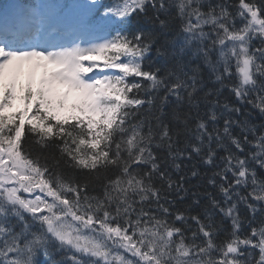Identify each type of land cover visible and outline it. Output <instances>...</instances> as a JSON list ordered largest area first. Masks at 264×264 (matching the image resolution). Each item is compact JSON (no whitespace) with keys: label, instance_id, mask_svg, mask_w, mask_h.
Here are the masks:
<instances>
[{"label":"snow or ice","instance_id":"obj_1","mask_svg":"<svg viewBox=\"0 0 264 264\" xmlns=\"http://www.w3.org/2000/svg\"><path fill=\"white\" fill-rule=\"evenodd\" d=\"M230 7L0 4V264H264V0Z\"/></svg>","mask_w":264,"mask_h":264},{"label":"trees","instance_id":"obj_2","mask_svg":"<svg viewBox=\"0 0 264 264\" xmlns=\"http://www.w3.org/2000/svg\"><path fill=\"white\" fill-rule=\"evenodd\" d=\"M59 1H62V2H64V3H66V2H68V0H59ZM105 2L106 3H112L113 2V0H105ZM213 2H215V0H213ZM228 2H229V4L230 5H232L233 7H230V11H232V12H235L236 10H237V8H238V0H228ZM173 11H175V10H173ZM193 22H195V20H193ZM177 23H179V21H177ZM144 24H145V26L146 27H151V23H150V21H148V20H145L144 21ZM236 25H237V27H239V26H241V20L239 19V18H237V20H236ZM205 31H209L210 29H209V26H205V29H204ZM254 42H255V40L253 41V44H254ZM258 45V44H257ZM147 63V62H146ZM129 79H131V77L129 78ZM224 95L226 96V97H228V99L230 100V101H234L235 100V98L233 97V96H231L229 93H228V90L227 89H225L224 90ZM254 118H255V121L256 122H259V120H260V117H259V115H258V113H254ZM27 137H25V139H26ZM33 147L35 148V145H33ZM46 154L47 155H49V157H50V159H49V163H51V156L53 155V154H55V155H59V153H58V151H57V149H55L54 147L53 148H49L47 151H46ZM193 162H195V161H193ZM61 166L63 167V162H61ZM204 169L202 168V171H203ZM209 174H211L210 172H209ZM77 175H79V173H77ZM261 175H264V173H262ZM206 187H208V191H213V189L210 187V186H206ZM250 190V189H249ZM242 192L244 191L243 189L241 190ZM93 194H100V195H102V189L99 187V186H97L96 188H95V191L93 192ZM189 203V200L188 199H185V201H183V202H177V207H180V208H183L185 205H187ZM189 225L191 226V230L192 231H195L196 230V225L194 224V222H192V221H190L189 220ZM228 221L227 220H225L224 221V224L227 226L228 225ZM245 231H250V229H248L247 228V225H245ZM185 235L189 238V240H190V238H191V231H188V232H186L185 233ZM199 242V241H198Z\"/></svg>","mask_w":264,"mask_h":264},{"label":"rangeland","instance_id":"obj_3","mask_svg":"<svg viewBox=\"0 0 264 264\" xmlns=\"http://www.w3.org/2000/svg\"><path fill=\"white\" fill-rule=\"evenodd\" d=\"M37 2H39V5H43L44 2H42V0H38Z\"/></svg>","mask_w":264,"mask_h":264}]
</instances>
